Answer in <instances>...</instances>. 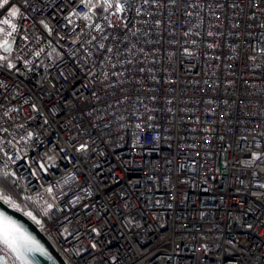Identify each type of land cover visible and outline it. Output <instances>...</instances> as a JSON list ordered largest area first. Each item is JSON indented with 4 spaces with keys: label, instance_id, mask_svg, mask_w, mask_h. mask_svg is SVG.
<instances>
[{
    "label": "built area",
    "instance_id": "built-area-1",
    "mask_svg": "<svg viewBox=\"0 0 264 264\" xmlns=\"http://www.w3.org/2000/svg\"><path fill=\"white\" fill-rule=\"evenodd\" d=\"M32 2L11 55L21 37L44 52L24 75L0 69V164L65 262L264 264V159L245 163L264 153V0H160L139 16L133 0L104 41L119 60L65 19L79 0Z\"/></svg>",
    "mask_w": 264,
    "mask_h": 264
},
{
    "label": "snow or ice",
    "instance_id": "snow-or-ice-1",
    "mask_svg": "<svg viewBox=\"0 0 264 264\" xmlns=\"http://www.w3.org/2000/svg\"><path fill=\"white\" fill-rule=\"evenodd\" d=\"M159 2L160 0H142V5L135 8L136 14L138 16L142 14L144 10L143 5L151 4L155 6ZM175 2L176 0H170V3L172 4H175ZM79 5L85 7L87 11L79 13L75 9H73L72 12L69 13V16L65 17V19L69 24L73 22L71 19V17L73 16L88 21L86 27L92 32L99 34V39L97 35H90V38L86 41V43L89 45H94L97 49L103 50V52L107 54V59H111L112 55H115L119 60V50L116 49L114 52V49L112 47L106 46L104 41L110 39L107 30L115 29L118 26V23L113 22L112 17H116L117 21L128 20V12L133 7V0H79ZM0 9H7L8 13L6 17L0 19V69H6L10 72L14 71L19 75H24L26 72L34 71L38 66L33 65L31 59H25L24 55L27 54L29 56L40 57L44 52L43 48H40L38 51H28L27 45L24 43L27 37H21V43L19 45L20 52L15 58L12 57L11 53L13 52V43L15 42L16 34L21 32L22 30L27 32V29H22L17 21L28 19L26 13L30 10L36 11L37 6L32 2V0H20V3H14L13 0H0ZM21 9H23V11H21ZM97 13H99L98 16ZM94 16L97 17V20H102L106 23L97 22V20L93 19ZM39 23L44 25V27L48 30V34L51 35L52 29L48 27L45 21L40 20ZM156 23L159 24V21H156ZM124 27L127 28V23L124 24ZM73 31L75 33V30ZM81 31H83V29ZM136 32H139V29H137ZM133 35H136V33H133ZM185 35H188V33H185ZM208 35L211 36L212 33L209 32ZM78 42L81 45L85 43V41H80L79 37H77V40H74L73 43L75 44ZM209 47H211V45H209ZM132 50V48L127 49L128 52H131ZM185 51H187V49H185ZM261 51L264 52V49H262ZM84 52L89 58L93 55V52L89 51L87 48H84ZM74 54L75 53H72V55ZM48 55L51 56L52 53L49 52ZM107 59L102 60L101 62L107 63ZM21 63L24 66V72H22L21 68L18 66V64ZM129 63H131V61H129ZM47 67L48 66H45V70H47ZM93 67H95V65H93ZM116 67V64L112 65L113 71L111 72V75L113 76L120 75L119 72L115 71ZM101 71L104 78L107 79L109 72L104 69H102ZM87 74L89 76L94 75L93 71L91 70H89ZM6 87H8V85L5 83V81L0 80V95H4L3 90ZM93 95L95 94L93 93ZM4 99H7L6 95L4 96ZM24 102L30 103V101L28 100H25ZM31 107L33 111H37L35 104H32ZM2 109L3 104H0V110ZM11 111H18V109L13 108L11 109ZM3 115L7 116L8 111H4ZM45 123H47V121H45ZM19 127H23V125H20ZM137 127H140V125H137ZM0 131H7V129H0ZM28 135L30 137L32 134L29 133ZM257 147H259V144H257ZM86 150L87 143L81 144L80 148L77 149V152ZM251 156L252 160L245 161V163H253L256 160L264 159V153L261 152H253ZM8 175V172L0 169V184H2L3 177H7ZM65 182L67 183V179L65 180ZM260 187L264 188V185H260ZM46 191L51 193L52 188H48ZM28 199L32 198L29 197ZM0 201H3L14 209H19V205L15 203L12 197L2 186H0ZM54 207L57 206L51 203H47L46 207L43 210L44 215L47 216ZM85 207H87V205ZM25 215L31 217L37 223L40 222L36 219L32 212H27L25 213ZM249 227L251 226L249 225ZM92 231L96 232V229H92ZM0 245L11 252L15 256L16 260L20 262V264H28V257L33 253H45V250L39 244V242L36 241L32 236H30L22 225H20L12 217L8 216V214L2 209H0ZM94 246L95 245H93V247ZM0 264H8V261L3 255H0Z\"/></svg>",
    "mask_w": 264,
    "mask_h": 264
},
{
    "label": "water",
    "instance_id": "water-1",
    "mask_svg": "<svg viewBox=\"0 0 264 264\" xmlns=\"http://www.w3.org/2000/svg\"><path fill=\"white\" fill-rule=\"evenodd\" d=\"M0 209L5 211L8 216L17 221L26 232L32 236L45 250V253L36 252L28 257V264H67L65 260L59 255V253L53 248V246L46 240L41 234L37 224L25 215V212L20 209H14L8 204L0 201ZM0 255H3L8 261V264H14L7 255L3 252L0 245ZM19 262V261H18ZM20 263V262H19Z\"/></svg>",
    "mask_w": 264,
    "mask_h": 264
},
{
    "label": "trees",
    "instance_id": "trees-1",
    "mask_svg": "<svg viewBox=\"0 0 264 264\" xmlns=\"http://www.w3.org/2000/svg\"><path fill=\"white\" fill-rule=\"evenodd\" d=\"M45 66L43 68L45 69ZM0 169L5 172H8L7 177H3L2 186L6 192L12 197L16 204L23 208L36 209V211H41L37 204L31 202L25 195L24 188L19 179H17L13 174L8 171L7 166L3 163L0 164Z\"/></svg>",
    "mask_w": 264,
    "mask_h": 264
},
{
    "label": "rangeland",
    "instance_id": "rangeland-1",
    "mask_svg": "<svg viewBox=\"0 0 264 264\" xmlns=\"http://www.w3.org/2000/svg\"><path fill=\"white\" fill-rule=\"evenodd\" d=\"M19 209L22 210V211H24V212H28V211L30 212V210L28 208H23L21 206H19Z\"/></svg>",
    "mask_w": 264,
    "mask_h": 264
},
{
    "label": "bare ground",
    "instance_id": "bare-ground-1",
    "mask_svg": "<svg viewBox=\"0 0 264 264\" xmlns=\"http://www.w3.org/2000/svg\"><path fill=\"white\" fill-rule=\"evenodd\" d=\"M20 182H21V181H20ZM28 212H29V211H28ZM25 213H27V212H25ZM28 218H30L32 221H34V222L36 223V221H35V220H33L31 217H29V216H28Z\"/></svg>",
    "mask_w": 264,
    "mask_h": 264
}]
</instances>
